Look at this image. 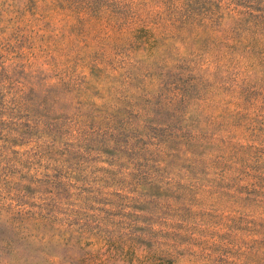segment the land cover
<instances>
[{
	"label": "rangeland",
	"instance_id": "1",
	"mask_svg": "<svg viewBox=\"0 0 264 264\" xmlns=\"http://www.w3.org/2000/svg\"><path fill=\"white\" fill-rule=\"evenodd\" d=\"M0 264H264V0H0Z\"/></svg>",
	"mask_w": 264,
	"mask_h": 264
}]
</instances>
